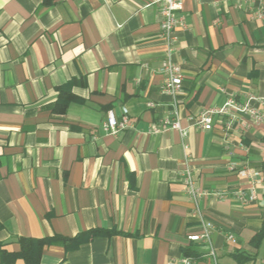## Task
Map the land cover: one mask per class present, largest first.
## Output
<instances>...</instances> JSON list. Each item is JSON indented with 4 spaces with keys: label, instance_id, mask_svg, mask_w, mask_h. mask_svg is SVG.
<instances>
[{
    "label": "crops",
    "instance_id": "0c3cea01",
    "mask_svg": "<svg viewBox=\"0 0 264 264\" xmlns=\"http://www.w3.org/2000/svg\"><path fill=\"white\" fill-rule=\"evenodd\" d=\"M160 6L0 0V264L19 251V238L92 230L115 233L68 251L46 246L39 264H167L183 249H205L188 240L201 221L183 190L184 145L215 256L205 249L191 264H264V242L250 246L264 222V123L228 130L215 116L210 131L196 125L202 111L228 99H264V0H183L172 54L183 75L176 96L161 91ZM71 81L80 102L53 113L57 87ZM106 109L117 119L126 114L130 126L104 133ZM175 117L184 138L160 131ZM245 170L256 180L239 176ZM251 189L255 201L235 198Z\"/></svg>",
    "mask_w": 264,
    "mask_h": 264
},
{
    "label": "built area",
    "instance_id": "2783aa9c",
    "mask_svg": "<svg viewBox=\"0 0 264 264\" xmlns=\"http://www.w3.org/2000/svg\"><path fill=\"white\" fill-rule=\"evenodd\" d=\"M161 4L160 6V16L161 22L159 26V33L164 41L165 45V58L161 63L159 72L163 77V84L161 86V91L168 93L172 96H176L180 93L183 81V75L180 66L175 63L172 59V54L174 51V32L182 27V20L178 16L183 10V0H158ZM256 104L259 105L256 107ZM152 108L153 105L149 104ZM218 117V122L221 123L222 119L228 130H232L233 126L236 125L237 129L240 131H245L251 127H255L264 123V99H257L254 97H248L244 103H238L234 99H228L226 103L220 108H212L202 111L197 120L196 125L198 128L204 131H210L213 125V118ZM238 117L240 121H238ZM130 126L129 119L126 114L122 115L120 119L115 117L112 110H108L105 113V120L102 123V130L104 133L117 136L120 132L124 131ZM173 130L177 131L182 138L186 136V130L181 127L179 119L175 117L174 119H164L161 121L160 131ZM154 132H159V130L153 127ZM185 151L184 162L186 163L185 170L183 171L182 185L184 193L193 202L195 213L198 215L201 221V231L199 234L191 235L188 240L193 242H201L205 249L207 250V255L213 260L214 249L211 242L210 233L213 229L211 223L206 222L199 212L197 203L198 200L204 196L194 184L193 175L189 169L187 162L189 161L187 151L188 147L183 146ZM234 165H229V170H234ZM241 177H250L256 180L258 176L257 173H249V171H241L238 173ZM235 198L242 203H249L256 200V193L254 189L246 194L243 191H238L235 193ZM229 241H233L231 235L227 237ZM191 259L183 257L179 260L170 259L167 264H191ZM215 264V263H214Z\"/></svg>",
    "mask_w": 264,
    "mask_h": 264
},
{
    "label": "trees",
    "instance_id": "16d2710c",
    "mask_svg": "<svg viewBox=\"0 0 264 264\" xmlns=\"http://www.w3.org/2000/svg\"><path fill=\"white\" fill-rule=\"evenodd\" d=\"M44 5L49 4V0H43ZM76 82L71 81L65 85L57 87V99L52 107V112L58 115H63L66 113L68 106L71 103L80 102V100L72 93V88L75 86ZM106 111H108L106 109ZM264 141V137H263ZM264 168V163L262 164ZM115 232H106L101 230H92L85 233H81L74 238H64L59 236H53L51 238L43 239H29V238H19V251L14 254H3L2 264H11L15 260L20 259L25 264H39L40 258L44 247L58 245L63 247L65 250H73L79 247L81 244L87 242L89 239L95 235H110ZM117 234V233H116ZM264 242V222L261 229L251 238L250 246L254 249L260 248ZM183 256L190 259H199L204 256L206 251L202 247H193L183 249ZM250 256L247 255L243 260H249Z\"/></svg>",
    "mask_w": 264,
    "mask_h": 264
}]
</instances>
